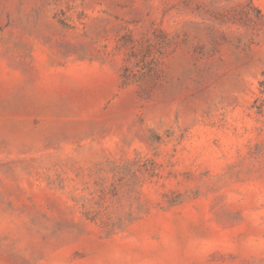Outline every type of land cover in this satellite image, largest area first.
I'll list each match as a JSON object with an SVG mask.
<instances>
[{"label": "rangeland", "instance_id": "rangeland-1", "mask_svg": "<svg viewBox=\"0 0 264 264\" xmlns=\"http://www.w3.org/2000/svg\"><path fill=\"white\" fill-rule=\"evenodd\" d=\"M264 0H0V264H264Z\"/></svg>", "mask_w": 264, "mask_h": 264}, {"label": "trees", "instance_id": "trees-1", "mask_svg": "<svg viewBox=\"0 0 264 264\" xmlns=\"http://www.w3.org/2000/svg\"><path fill=\"white\" fill-rule=\"evenodd\" d=\"M261 86L263 87V93H264V80L261 82Z\"/></svg>", "mask_w": 264, "mask_h": 264}]
</instances>
